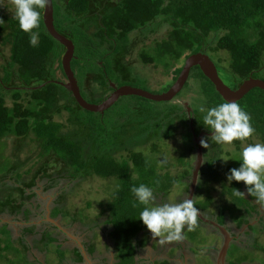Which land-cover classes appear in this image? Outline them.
<instances>
[{"label":"trees","instance_id":"1","mask_svg":"<svg viewBox=\"0 0 264 264\" xmlns=\"http://www.w3.org/2000/svg\"><path fill=\"white\" fill-rule=\"evenodd\" d=\"M52 2L54 26L74 43L71 67L82 96L90 103L104 100L113 90L112 83L145 89L132 82L133 73L127 58L133 49L130 35L134 32L148 35L163 28L165 31L162 35L154 38L150 45H144L139 54L143 64L163 66L165 70L173 68L174 75L171 81L165 83L163 92L177 79L184 60L198 52L210 57L219 76L232 89L250 77L264 80V0ZM42 12L40 26L34 29L39 33V43L33 47L29 43L30 34L19 28L14 14L8 15L0 10V46L8 47L10 53L8 58L3 57L4 63L0 69V162L1 159L8 161V156L12 160L8 161L9 164L3 170L0 165V183L1 186L7 185L6 180L15 177L18 181L6 187L9 193L0 199V215L8 213L16 216L22 213L23 219L27 220L30 210L26 208V203L35 196L34 188L39 179L52 182L63 178L80 181L92 176L114 177L119 187V196L112 204V215L105 221L114 227L109 234L114 235L120 245L115 248L118 249L115 250V264H144L136 262L135 255L138 247L149 242V238L143 237L141 233L149 232L139 220L143 206H134L138 202L131 187L140 184L152 187L155 203L163 204L167 203L166 198L175 184L180 183L182 193L176 202H181V197L188 193L196 159L193 136L203 130L209 132L202 125L203 114L199 109L202 106L215 107L226 101L199 67L195 66L191 69L189 79H193L194 97L199 104L195 108L191 107V114L187 113L182 104L169 101L164 109L158 107L152 111L154 116L151 120H156L153 124L136 129L122 112L110 120L105 112L86 111L76 103L65 87L55 82L60 81L56 69L65 77L61 65L65 48L47 32ZM179 62L181 65L175 67ZM39 85L42 86L37 87ZM187 86L188 81L184 89ZM2 91L11 94L3 95ZM130 97L150 101L138 96ZM237 104L250 115L255 129L254 135L248 140L258 138L264 143V90L252 89ZM133 109L141 111L143 108L137 105ZM64 114V122L55 120ZM191 117L194 119L193 130L189 125ZM177 125L185 130L184 142L190 147L188 156L178 157L177 162L183 164V170L178 177H174L168 171H162L166 164L159 165L148 155L145 147L151 153L156 152V141L174 138ZM9 140L12 141V151L6 154ZM235 142L239 150L240 141ZM31 143L36 144L38 151L41 150L37 156L39 163L36 168L32 167L33 170L28 168L23 172L28 175V180H23V174L18 172L23 166L18 154ZM45 152L49 155H44ZM222 152V145L211 141L208 149L203 147V163L193 195L194 205L203 215L227 229H231V225L237 229L248 225L246 234H263L264 219L257 217L259 206L264 208V203L250 195H234L235 189L245 191V186L243 182L236 181L229 184L226 174L231 168L239 167V159L234 160L230 154L231 164H226ZM216 185L221 187V191L213 206L211 202L214 196L210 195V191H215ZM202 195L205 198L204 206L197 199ZM60 213L66 216L62 207H57L53 215ZM73 220L76 221V217ZM98 224L95 222L90 227ZM1 228L10 233L6 225ZM33 228L32 225L28 226L25 231L33 232ZM204 229L198 218L197 227L194 230L186 227L183 233H188L190 239L194 238L192 234L200 233L199 239L203 241L205 236L201 235V230ZM46 238L50 242L55 241L50 235ZM256 241L254 237L252 245L246 246L244 250L253 247L258 253L264 252V247ZM74 254L77 261L82 259L79 251ZM57 255L59 263H62V251L58 249ZM227 259L229 264L258 260L243 254L236 243L230 246ZM155 264H169V261L164 259Z\"/></svg>","mask_w":264,"mask_h":264},{"label":"rangeland","instance_id":"2","mask_svg":"<svg viewBox=\"0 0 264 264\" xmlns=\"http://www.w3.org/2000/svg\"><path fill=\"white\" fill-rule=\"evenodd\" d=\"M0 10L3 11V13H6L8 15H12L15 13V9L11 3V0H0ZM165 31V28L159 32H150L148 35L145 33H131V39H132V48L131 53L127 56V58L130 60V69L132 70L133 73V78L132 80L133 83L137 84L136 86H141L145 87L148 91H151L153 93H161L163 92V88L165 87V83L171 81L174 72L172 71L173 68L169 70H165L163 66H155L153 64H143L139 58L140 50L141 48L146 45V44H151L154 38L160 37ZM3 54V55H1ZM9 50L8 47H2L0 46V69L1 65L4 63V59L9 57ZM223 56H225L223 54ZM181 62L175 65L180 66ZM56 75L57 78L62 81L66 82V78L61 74L59 69H56ZM135 75V76H134ZM190 77V76H189ZM3 78V77H2ZM223 80V79H222ZM145 81V82H144ZM188 86L187 88L183 89L179 92L180 95L177 98H174L171 100L172 103H178L182 104L185 106V109L189 107L191 112L192 108H195L199 102L196 100L195 93H194V82L192 78H188ZM146 83V84H145ZM3 95H10V92L7 91H2ZM8 101V99H7ZM117 102V103H116ZM110 109H107L105 111V115L109 116L110 120L114 117L117 116V114H120L119 112L124 113V116L129 119V124L133 127L139 128L146 126L147 124H153L156 120L152 119L154 116L152 114V111H154L155 108H160L164 109V106H166L167 102H145L138 100L134 97L130 96H124L120 97L116 101ZM8 104H10V101H8ZM137 105L140 106V108H143L141 111H136L133 109V107H136ZM192 107V108H191ZM190 112V111H189ZM163 116V115H162ZM161 116V117H162ZM66 114H64L62 117H56L55 120H59L64 122L65 121ZM178 126L177 134L175 135L174 138L171 139H166L161 141H156V152L151 153L150 149L145 147V151L148 152V155L153 159L158 162L159 165L166 164L164 169L162 171H168L171 175L174 177H178L179 173L183 170V164H179L178 157L181 155H186L188 156V148L190 147L189 145L184 142L183 138V132L185 131L181 126ZM11 140L8 141L7 143V148H6V154H9L12 150L11 147ZM250 143H261L258 138H253L252 140H247L243 144L240 142L239 147L240 149H237V143L234 141L232 145H222V157L223 159H229V155L231 154V157L234 160H237L239 158V155L243 148ZM2 147V152L4 153V147L3 144H1ZM11 150V151H10ZM41 152V150L37 149L36 144L31 143L29 145H26L23 147V149L20 150L18 157H20V162L22 163V167L19 169V173H22L27 170L28 168L33 169L38 166L39 163V158L37 157L38 154ZM2 153V154H3ZM126 154V152H122ZM46 152L44 153V155ZM49 155V154H46ZM3 158V157H2ZM8 161L12 162L11 158L8 156ZM7 159H1L0 165H1V170L4 169L6 164H9ZM224 163H229L231 164V161L228 160L227 162L224 161ZM57 166V165H56ZM32 169V170H33ZM16 176V175H15ZM18 176V174H17ZM23 180H28V175L25 173L22 175ZM16 179V180H15ZM15 179H9L6 180L7 185L1 186L0 183V199H2L5 195H7L8 189L6 188L7 186L13 185L17 181V178ZM217 189L215 191H210V195L214 196L212 199L211 205L214 206L215 199L219 196L221 187L217 186ZM118 184L117 180L114 177H109V178H101L98 176H92L91 178L83 179L80 181H70L67 178H63L57 181H52L47 179H39L37 182V185L35 187L36 193L38 192L37 196H34L32 198V201H37L38 202V197L40 196V200L43 202V205L41 204L42 207L38 208V211L40 209V216H34V225L36 226L35 228L38 230H42L44 232L50 233V235L59 238H56V240L59 241L60 246H54L51 247V245H55L54 242H50L48 240H45V242H49V246H46V248H49V252L44 254H36L38 258H41L43 261H39V264H44L45 262H48L49 264H59V259L57 255V250L59 249H65L68 247H72L75 245V243L72 240L67 241L66 240V235H58L57 233H72L74 235L79 236L82 240H84V243L91 244L92 246L95 247V252L91 255L94 257V261H92V264H108L109 262L115 264V258H114V250L113 248H107L105 247V244L112 245L114 248H118L117 246H120L116 242V238L114 235L109 234L110 230L113 229L111 227L110 223H106V218H110L111 211L113 210L112 204L116 202V198L119 196L118 189ZM182 186H180V183L175 184V186L172 188V191L170 192V195L168 198H166L167 203H179L176 202L180 197V193H182ZM187 195H184V197H181L182 201L186 198ZM51 198L53 202V206L58 205V207H63V209L66 211V218L63 217V219H60V224L65 227V228H60V229H55V227L49 226L48 224H43V208H44V203L46 199ZM198 201H201L203 204L202 206L205 205V198L203 195L201 197H197ZM159 201V200H158ZM181 201V202H182ZM29 210H31V206H28ZM262 209V208H261ZM34 210V209H33ZM32 210V211H33ZM56 210V209H55ZM35 212V211H34ZM33 212V213H34ZM264 214V212H262ZM45 214V213H44ZM0 217H3L2 219H6L9 222L14 223V225H10L14 229L17 230V233H13L11 237H9V234L3 231V228L0 227V264H35L34 261L30 260L27 256L28 253L25 250V245L27 247H30L31 245L29 244H20L18 240V236L21 234H24V239L25 241L29 240L26 234L28 233H21L24 231L26 226H31L32 223H29L28 221H25L26 223L24 225H20L17 223L18 217H21V213L18 215H10L8 213L0 215ZM59 216L53 219H58ZM73 217H76V221L73 220ZM22 220V218H21ZM41 220V221H40ZM16 221V222H15ZM98 222L99 225L97 227H90L93 223ZM105 222V223H104ZM203 226V225H202ZM204 230H201V235L205 236V240H200L199 233H195L192 236L194 238L190 239L189 241V248H191V251L196 253L197 249L198 250H203L207 252L208 248L210 247V244L213 245V242L211 243V239L213 238L215 240V246H220L221 244V237L218 234H215L216 232L214 231L213 228L204 226ZM61 230V232L59 231ZM234 232L236 235H240V246H249L252 245L253 238H257V243L258 245L264 247V233L263 234H246L243 233L242 231L240 232V228L236 229L233 228ZM6 231V229H5ZM214 231V232H213ZM246 232L247 229H244ZM109 232V233H107ZM240 232V233H239ZM82 233H85L83 235ZM103 233V235H102ZM212 233V234H211ZM206 234H211L210 238L206 237ZM212 237V235H214ZM109 235V236H108ZM116 235V234H115ZM261 235V236H258ZM217 237V238H215ZM17 238V239H16ZM30 241V240H29ZM44 240L41 242H38V246H42L44 250H46L43 246L45 244ZM107 242V243H106ZM112 242V243H111ZM243 243H245L243 245ZM255 243V241H254ZM33 244H35V241H33ZM173 241H166L165 243V248H163V252L161 254H157L156 250L153 248H149V250L144 253L142 256H148L150 258H156V255L158 256H165L167 253H170L167 255V259L172 256V250L171 248L173 246ZM59 247V248H57ZM248 249L242 250L243 254H246L249 258H258L260 262L264 259V252L259 253L254 249L253 247H247ZM42 249V250H43ZM160 249V247H159ZM43 250V251H44ZM118 250V249H115ZM258 250V249H257ZM65 251H67L65 249ZM209 253H211L208 250ZM177 253L176 250L174 251L173 255ZM64 256L70 255V253L64 254ZM184 256V258H183ZM191 256V253L188 251L180 254V260L178 264H194L191 263V259L189 257ZM179 258V255H177ZM197 259L195 262L197 264H209V258L202 253V255L195 256ZM183 258V259H182ZM262 258V259H261ZM106 259V261L103 262V260ZM258 260H255L256 262L253 264H258ZM68 260L64 259L61 264H71V262H66ZM264 262V261H263ZM47 263V264H48ZM260 264V263H259Z\"/></svg>","mask_w":264,"mask_h":264},{"label":"clouds","instance_id":"3","mask_svg":"<svg viewBox=\"0 0 264 264\" xmlns=\"http://www.w3.org/2000/svg\"><path fill=\"white\" fill-rule=\"evenodd\" d=\"M15 9L14 17L19 28L29 33V43L36 47L39 43L38 29L41 22V10L49 7L51 0H11ZM202 125L211 135L201 139V146L210 147V141L216 145H232L234 141L242 144L252 137L255 129L250 115L236 102L228 101L215 107H200ZM239 167L231 168L226 174L229 184L232 181L243 182L245 191L235 189L237 197L253 196L264 203V143L247 144L239 155ZM229 159H223L227 162ZM139 206V220L148 232L163 241H179L183 239V230H194L198 225L199 209L190 198L179 203L156 204L154 190L145 184L131 187Z\"/></svg>","mask_w":264,"mask_h":264},{"label":"water","instance_id":"4","mask_svg":"<svg viewBox=\"0 0 264 264\" xmlns=\"http://www.w3.org/2000/svg\"><path fill=\"white\" fill-rule=\"evenodd\" d=\"M42 21L47 30V32L61 45L64 46L65 50L61 58L62 70L66 78V82H60L63 87H65L72 95L76 103L84 110L94 112V113H104L109 109L120 97L124 96H138L150 101L155 102H167L171 101L179 94L183 89L185 83L187 82L190 71L193 67L198 66L203 75L208 78L213 84L215 90L221 95V97L226 101L236 102L242 99L249 91L254 88H260L264 90V80L259 78L250 77L244 80L236 89L230 88L219 76L218 70L214 62L210 57L202 52L194 53L189 55L183 62L182 69L174 81V83L169 87L168 90L161 93H153L151 91L134 87L131 85H122L119 87L114 86L113 91L106 96L104 100L100 103H90L81 94L78 81L75 77L74 71L71 67V61L74 57L75 46L71 39L61 34L54 26V9L53 2L48 8L44 9L42 12ZM39 85L37 87H40ZM36 87V88H37ZM187 111H191L187 108ZM190 113V112H189ZM204 135L210 136V132L202 131L199 133L198 137L195 138L196 143V159L194 162V167L191 173L190 184L188 188L187 198L193 199L195 192L197 179L199 175V170L203 162V150L201 146V139ZM198 218L216 227L223 237V244L220 249L218 263L224 264V259L229 246L231 237L229 233L223 226L218 225L216 222L208 220L201 213H199Z\"/></svg>","mask_w":264,"mask_h":264},{"label":"flooded vegetation","instance_id":"5","mask_svg":"<svg viewBox=\"0 0 264 264\" xmlns=\"http://www.w3.org/2000/svg\"><path fill=\"white\" fill-rule=\"evenodd\" d=\"M191 72V71H190ZM113 84V83H112ZM111 84V85H112ZM115 87H119V86H116L115 84H113ZM114 86H112V88L114 89ZM80 88V87H79ZM113 91V90H112ZM111 91V92H112ZM110 92V93H111ZM109 93V94H110ZM187 111V110H186ZM187 113H189L188 111H187ZM189 114H191V111H190V113ZM194 119H193V117H191V120H190V122H189V125H190V129L191 130H193L194 129ZM203 131H205V130H203ZM202 132V131H201ZM207 132V131H206ZM199 135V134H198ZM198 135L196 136V135H194L193 136V140H194V142H195V138L196 137H198ZM204 136H207V135H204ZM203 136V137H204ZM203 137H202V139H203ZM208 137H210V136H208ZM196 144V143H195ZM202 150H203V147H202ZM203 163V162H202ZM190 179H191V177H190ZM34 190H35V188H34ZM38 195V192L36 193V191H35V196H37ZM187 197V196H186ZM194 197V196H193ZM41 198H40V196L38 197V202L37 201H32V199H30L27 203H26V208H28V206H31V210H30V215H29V218L27 219V220H25V219H23V215H22V213H21V217H18V219L16 220L17 221V223H20V225H24L26 222L25 221H28L29 223H32V226H34V228H33V232H26L25 231V229H24V231H23V233H28V234H26L27 235V237L29 238V239H31V238H38V234L37 233H43V236H42V238L40 239V240H36V242H35V244L37 245L38 244V242H41L42 243V241L44 240V242H45V240H48V238H46L48 235H50V233H48L47 231L46 232H44V231H42V230H38V229H36L35 227V225H34V222L35 221H33L34 220V216H40L41 214H40V209H39V211H38V208L39 207H42L41 206V204L43 205V202L40 200ZM192 200H194V199H192ZM45 201V203H44V208H43V214H42V216L43 217H41V218H43L42 220H43V224H48L49 226H52V227H55V229H60V228H65V227H63L61 224H60V219L62 218L63 219V217H65L66 218V216L63 214V213H60V214H58V215H53V213H54V211H55V209L58 207V205H56V206H53L52 207V205H53V202H52V199L51 198H48V199H46V200H44ZM63 208V207H62ZM198 208V207H197ZM262 208V209H261ZM34 209V210H33ZM60 209V208H59ZM199 209V208H198ZM33 210V211H32ZM200 210V209H199ZM35 211V212H34ZM259 216L257 217V218H263L264 219V214L262 213V212H264V208L262 207V206H259ZM34 212V213H33ZM45 213V214H44ZM199 213H201L200 211H199ZM202 214V213H201ZM203 215V214H202ZM15 216V215H14ZM57 216H59L58 217V219H53V218H56ZM205 218H207L208 220H211V221H214V220H212L210 217H207V216H205V215H203ZM257 216V215H256ZM21 218H22V220H21ZM25 220V221H24ZM41 221V220H40ZM214 222H216V221H214ZM217 223V222H216ZM218 224V223H217ZM99 225V224H98ZM202 225L203 226H208V227H211V228H213L214 229V231L216 232L215 234H218L220 237H221V244H220V246H215V240L212 238L211 239V243L213 242V245H211L210 244V247L211 248H208V250L211 252V253H209L208 252V250H207V252H206V250L205 251H203L202 250V253L203 254H205L208 258H209V261L211 262V264H221V263H218V259H219V253H220V249H221V247H222V244H223V237H222V235H221V233L219 232V230L216 228V227H214V226H212L211 224H209V223H205V222H203L202 221ZM219 225V224H218ZM25 226V225H24ZM220 226H222V225H220ZM26 227H28V226H26ZM25 227V228H26ZM97 227V226H96ZM224 227V226H223ZM9 228V227H8ZM225 229H226V231L229 233V235H230V237H231V240H230V242H229V246H228V249H227V252H226V256H225V259H224V264H229L228 263V259H227V257H228V251H229V249H230V246L233 244V243H236L238 246H239V248L241 249V250H243L244 251V246L242 247V246H240V244H241V242H240V235H236V233L234 232V230H233V228H236L237 229V227H235L234 225H231V229H227L226 227H224ZM241 230H240V232L242 231L243 233H245V231H244V229H248V225H244L242 228H240ZM60 232H61V230H59ZM111 231V230H110ZM109 231V232H110ZM109 232H107V233H109ZM239 232V233H240ZM58 235H64L63 233H57ZM199 235H200V233H199ZM207 235V234H206ZM12 236V235H11ZM51 237H53V238H55V241H54V243H55V245H51V247H54V246H57V245H59L60 246V243H59V241L58 240H56V238H59V236H57V237H54V236H52V235H50ZM215 236V235H214ZM213 235H212V237H214ZM23 237H24V234H23ZM207 238H210V236H209V234H208V236H206ZM12 238H13V236H12ZM25 238V237H24ZM215 238H217V237H215ZM14 239V238H13ZM189 241H190V237L188 236V233H183V239L182 240H179V241H173V246L171 247V248H173V249H171V250H173V251H175L176 250V252L177 253H175L174 255L172 254V256L171 257H169L168 258V261H169V264H175L176 262V259L178 260L179 258L177 257V255H180V254H183V253H185V252H189V253H191V256L189 257V259H191V263H194V264H197L196 262H195V260L197 259L196 257H194V254H195V256L197 255V256H199V255H202L199 251H198V249H197V251H196V253H194V252H192L191 251V248H189ZM112 243V242H111ZM148 244V243H147ZM146 244V245H147ZM245 243H243V245H244ZM43 246H44V248L46 247V246H49V242H45V244H43ZM40 247H42V246H40ZM61 247V246H60ZM113 248V250H114V256H115V248L112 246V245H110L109 246V248ZM144 247V246H143ZM46 249V248H45ZM49 248H47V250H48ZM183 258H184V256H183ZM182 258V259H183ZM58 259H59V257H58ZM163 260V259H162ZM167 260V259H166ZM180 260V259H179ZM161 261V260H160ZM256 261L254 260V261H252V262H250V261H243L242 263H240V264H246V263H250V264H253V263H255ZM259 262V261H258ZM260 263V262H259ZM258 263V264H259ZM263 262H261L260 264H262ZM37 264H39V263H37Z\"/></svg>","mask_w":264,"mask_h":264},{"label":"crops","instance_id":"6","mask_svg":"<svg viewBox=\"0 0 264 264\" xmlns=\"http://www.w3.org/2000/svg\"><path fill=\"white\" fill-rule=\"evenodd\" d=\"M2 218L3 217H0V227H4L6 225L7 229L10 230L11 235L13 233H17V230L10 226L11 224L14 225V223L9 222L8 220L2 219ZM18 224H20V223H18ZM21 233H23V231ZM37 234H38V238H31V239H29L30 241L29 240L25 241V239L23 237V234H21V235H19L17 237L18 238L17 241H19L20 244H23V245L24 244H29V245H31L30 247H27L25 245V247H23V248H25V250L28 253L27 257L30 260L34 261L35 264L39 263V261H42L41 260L42 257L38 258L36 256V254H44L45 251H46V253L49 252V249L47 250L46 247H45L46 250H44L40 246H38L36 244H33V241L36 242V240H40L42 238V236H43V233H37ZM63 234L66 235L65 237H66L67 241L72 240L75 243V245H73L72 247H68L67 246V248H65L67 251H65V249H60L62 251V253H64V254L70 253V255H68L67 257L64 256V259L68 260L66 262L70 261L71 264H92V261H94V257H92L91 255L95 252V250H96L95 247L92 246L91 244L84 243V240H82L80 238V235L77 236V235H74V234L69 233V232L68 233H63ZM82 234L85 235V233H82ZM102 235H103V233H102ZM141 235L143 237H148L149 238V242L144 247L140 246V247L137 248L136 255H135V261L136 262L144 263V264H155L156 261H160L162 259L163 260L167 259L166 257L170 253H167L165 256L156 255V258H150L147 255L146 256H142L144 253H146L149 250V248H153V249L156 250V252L158 251L157 254H161L164 251L163 248H165L166 241H163L162 238L152 236L150 233H141ZM109 246L110 245L108 243L105 244V247L108 248ZM91 247H93L92 251L90 250ZM159 247H160V249H159ZM77 251H79L80 254L82 255V259L80 261H77L76 258H75V254L74 253H76ZM198 251L202 254V250H198ZM171 252H172V254L174 253L173 250ZM179 259H180V255H179ZM179 259H178V261H179ZM104 261H106V259H104L103 262ZM175 262H176L175 264H178L177 259H176ZM47 263L48 262H45L44 264H47ZM59 264H61V263H59ZM108 264H113V263L109 262ZM209 264H211L210 261H209ZM246 264H250V263H246Z\"/></svg>","mask_w":264,"mask_h":264}]
</instances>
